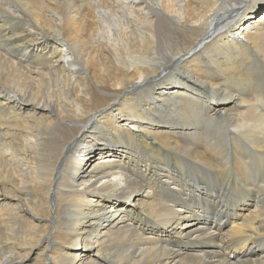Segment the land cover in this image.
Returning a JSON list of instances; mask_svg holds the SVG:
<instances>
[{
  "label": "bare ground",
  "instance_id": "obj_1",
  "mask_svg": "<svg viewBox=\"0 0 264 264\" xmlns=\"http://www.w3.org/2000/svg\"><path fill=\"white\" fill-rule=\"evenodd\" d=\"M0 264H264V0H0Z\"/></svg>",
  "mask_w": 264,
  "mask_h": 264
},
{
  "label": "rangeland",
  "instance_id": "obj_2",
  "mask_svg": "<svg viewBox=\"0 0 264 264\" xmlns=\"http://www.w3.org/2000/svg\"><path fill=\"white\" fill-rule=\"evenodd\" d=\"M81 247L83 248V246H82V245H81ZM84 249L86 250V248H84ZM84 249H80V248H79L78 250H84Z\"/></svg>",
  "mask_w": 264,
  "mask_h": 264
}]
</instances>
